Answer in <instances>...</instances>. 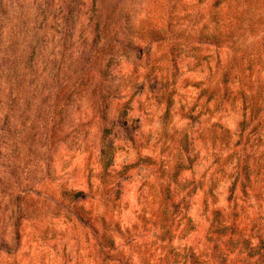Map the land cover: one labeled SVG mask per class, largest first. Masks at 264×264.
<instances>
[{
    "label": "rangeland",
    "instance_id": "rangeland-1",
    "mask_svg": "<svg viewBox=\"0 0 264 264\" xmlns=\"http://www.w3.org/2000/svg\"><path fill=\"white\" fill-rule=\"evenodd\" d=\"M0 264H264V0H0Z\"/></svg>",
    "mask_w": 264,
    "mask_h": 264
}]
</instances>
